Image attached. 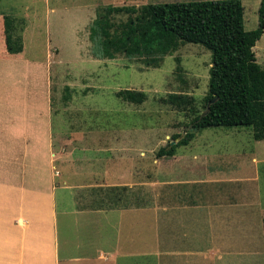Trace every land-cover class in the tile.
<instances>
[{
	"label": "rangeland",
	"instance_id": "1",
	"mask_svg": "<svg viewBox=\"0 0 264 264\" xmlns=\"http://www.w3.org/2000/svg\"><path fill=\"white\" fill-rule=\"evenodd\" d=\"M186 1L192 0H0V14L16 19L25 17L26 21L24 59L0 60V76L5 83L1 82L0 91L6 97L12 88L9 83L13 73L21 75L25 70L29 83L32 77L39 78V88L26 94V103L38 106L43 67L46 60L50 62V132L62 140L77 138L80 133L81 150L76 149V157L83 160L81 169L87 177H79L84 179L83 184L95 186L96 181L105 186L112 181L106 174L113 175L115 186L123 185L131 190L129 201L139 199L147 204L189 200L264 201V140H254L247 127H207L195 133L191 145L177 146L172 156H157L160 147L178 139L174 138L175 134H184L192 117L189 111L178 110L163 103L161 98L168 93L190 95L198 110H202L201 98L206 92L210 66V52L206 48L182 43L171 54L164 55L157 67H151L122 54L112 59L98 58L99 46L91 45L87 37L89 22L102 6ZM240 2L243 27L251 30L257 25L259 0ZM124 19L125 15L115 17L116 21ZM49 47L57 50L52 57L47 54ZM252 51L255 61L264 67V31ZM122 89L142 91L145 97L139 103L124 101L115 95ZM34 111L29 119L37 122ZM203 141L205 145L200 147ZM198 148H206L209 153L203 171L211 174L210 179L214 172H234L241 179L233 184L189 183V151ZM53 165L60 169L56 161ZM196 169L194 165L190 170ZM245 177L252 181H239ZM90 186L76 192L75 200L97 199L91 190L100 185ZM69 196L66 194V198ZM161 259L167 261V257Z\"/></svg>",
	"mask_w": 264,
	"mask_h": 264
},
{
	"label": "crops",
	"instance_id": "2",
	"mask_svg": "<svg viewBox=\"0 0 264 264\" xmlns=\"http://www.w3.org/2000/svg\"><path fill=\"white\" fill-rule=\"evenodd\" d=\"M25 25V17L0 14V60L24 59ZM55 50L50 48L48 57ZM48 62L38 106L26 103V94L39 88V78L29 83L25 70L13 73L6 97L0 91V264H264V201H114L109 192L115 187L113 175L106 174L112 181L105 186L83 184V160L76 157L80 133L62 140L50 132ZM1 82L5 85L2 76L0 89ZM33 111L37 122L29 119ZM205 150L189 151V183L233 184L241 179L234 172H214L210 179L203 171L209 157ZM194 165L197 169L191 171ZM243 179L239 181H252ZM96 185L91 191L97 199L75 200L80 189Z\"/></svg>",
	"mask_w": 264,
	"mask_h": 264
},
{
	"label": "trees",
	"instance_id": "3",
	"mask_svg": "<svg viewBox=\"0 0 264 264\" xmlns=\"http://www.w3.org/2000/svg\"><path fill=\"white\" fill-rule=\"evenodd\" d=\"M125 15L124 20L115 17ZM240 0H192L134 5H105L89 25V39L99 46V57L116 54L137 58L145 66L157 67L166 54L182 43L200 44L210 52L207 88L198 110L194 97L168 93L163 103L192 114L184 134H175L157 150V156H172L196 132L207 127L243 126L254 140H264V67L252 47L264 31V0L257 7V25L245 30ZM5 20L6 46L10 49ZM120 99L139 103L144 92L122 89ZM114 201H129L126 186L109 188ZM132 194V193H131ZM132 196H136L132 194ZM139 200V199H137Z\"/></svg>",
	"mask_w": 264,
	"mask_h": 264
},
{
	"label": "water",
	"instance_id": "4",
	"mask_svg": "<svg viewBox=\"0 0 264 264\" xmlns=\"http://www.w3.org/2000/svg\"><path fill=\"white\" fill-rule=\"evenodd\" d=\"M179 137H181V136H179ZM179 137H178V138H179ZM171 143H174V142H171Z\"/></svg>",
	"mask_w": 264,
	"mask_h": 264
}]
</instances>
